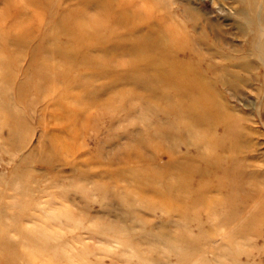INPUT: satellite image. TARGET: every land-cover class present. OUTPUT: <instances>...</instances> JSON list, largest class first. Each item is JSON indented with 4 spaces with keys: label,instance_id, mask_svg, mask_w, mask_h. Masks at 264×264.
<instances>
[{
    "label": "rangeland",
    "instance_id": "1",
    "mask_svg": "<svg viewBox=\"0 0 264 264\" xmlns=\"http://www.w3.org/2000/svg\"><path fill=\"white\" fill-rule=\"evenodd\" d=\"M0 264H264V0H0Z\"/></svg>",
    "mask_w": 264,
    "mask_h": 264
},
{
    "label": "bare ground",
    "instance_id": "2",
    "mask_svg": "<svg viewBox=\"0 0 264 264\" xmlns=\"http://www.w3.org/2000/svg\"><path fill=\"white\" fill-rule=\"evenodd\" d=\"M147 25V24H146ZM98 29V28H97ZM80 110L82 111V114L84 115V118H83V120L85 121L88 117H89V115H88V112H87V110L85 109V108H80ZM85 113V114H84ZM78 124V123H77ZM75 127V126H74Z\"/></svg>",
    "mask_w": 264,
    "mask_h": 264
}]
</instances>
